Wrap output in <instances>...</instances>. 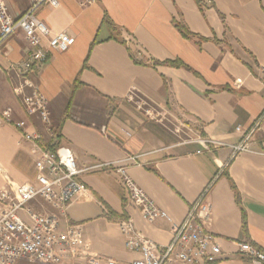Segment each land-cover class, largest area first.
Masks as SVG:
<instances>
[{
    "label": "crops",
    "instance_id": "0c3cea01",
    "mask_svg": "<svg viewBox=\"0 0 264 264\" xmlns=\"http://www.w3.org/2000/svg\"><path fill=\"white\" fill-rule=\"evenodd\" d=\"M3 1L13 18L28 7ZM34 15L50 36L66 34L74 44L56 52L40 40L47 61L24 76L17 67L32 49L23 33L0 46V116L10 110L13 122L40 137L28 143L0 119V190L7 180L35 186L38 151L67 148L84 170L83 191L61 228L77 226L79 249L103 264H131L139 256L125 249L119 222L130 218L161 247L171 242L170 224L144 220L104 164L125 166L176 224L209 188V231L220 253L197 264H255L237 244L264 254V0H56ZM15 88L47 100L50 127L24 112ZM256 123L250 152L235 158L228 147L203 143L237 144L236 128ZM62 264H86V256Z\"/></svg>",
    "mask_w": 264,
    "mask_h": 264
},
{
    "label": "built area",
    "instance_id": "2783aa9c",
    "mask_svg": "<svg viewBox=\"0 0 264 264\" xmlns=\"http://www.w3.org/2000/svg\"><path fill=\"white\" fill-rule=\"evenodd\" d=\"M28 7L18 18L9 15L6 4L0 0V46L16 30H20L32 52L18 67L19 76H24L36 66L47 61V52L38 48L40 40H46L49 51L66 52L74 38L63 34L50 36L49 29L35 17V12L44 4L55 5L56 0H26ZM89 3V1H87ZM0 67V76L2 75ZM14 93L21 97L24 112L38 115L45 127H50L47 100L36 90L24 95L21 88ZM2 123L21 132L24 141L36 146L40 137L25 130L24 122H13L11 111L4 110L0 116ZM256 125L243 132L236 128L242 138L237 144L203 141L210 147H228L231 159L241 153L250 152L248 142ZM199 154V152H197ZM125 162L135 164V158ZM114 169L122 184L129 205L137 208L147 222L164 220L170 224L171 242L165 247L144 238L137 233L130 218L119 222L118 227L127 251L138 254L131 264H197L202 260H212L220 253L216 238L209 231L212 207L207 200L209 188L205 189L190 206L185 218L174 223L130 178L125 166L117 163L104 164ZM36 185L8 186L0 190V264H17L26 260L41 264H62L64 257L77 259L86 256V264H103L102 260L84 254L79 249L77 226L61 228V220L66 216L67 206L83 191L79 176L84 172L77 167L73 154L64 147L55 151L39 150L34 160ZM44 204L51 211L44 210ZM238 253L255 264L264 263V254L250 244H237ZM104 264H115L106 262Z\"/></svg>",
    "mask_w": 264,
    "mask_h": 264
},
{
    "label": "rangeland",
    "instance_id": "374dc122",
    "mask_svg": "<svg viewBox=\"0 0 264 264\" xmlns=\"http://www.w3.org/2000/svg\"><path fill=\"white\" fill-rule=\"evenodd\" d=\"M7 183L9 184V186H13V185H17V184H15V183H13V182H11V181H9V180H7ZM19 185V184H18ZM17 264H40V263H36V262H31V261H24V260H22V261H19Z\"/></svg>",
    "mask_w": 264,
    "mask_h": 264
},
{
    "label": "trees",
    "instance_id": "16d2710c",
    "mask_svg": "<svg viewBox=\"0 0 264 264\" xmlns=\"http://www.w3.org/2000/svg\"><path fill=\"white\" fill-rule=\"evenodd\" d=\"M179 30L182 32V34H183V36L184 37H187L188 36V33L183 29V28H181V27H179ZM174 66H179L178 64H173Z\"/></svg>",
    "mask_w": 264,
    "mask_h": 264
}]
</instances>
